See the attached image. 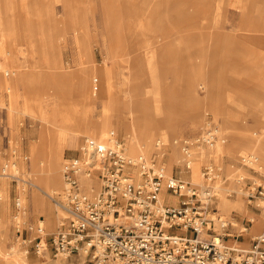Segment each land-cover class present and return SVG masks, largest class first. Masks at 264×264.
<instances>
[{"label":"rangeland","instance_id":"1","mask_svg":"<svg viewBox=\"0 0 264 264\" xmlns=\"http://www.w3.org/2000/svg\"><path fill=\"white\" fill-rule=\"evenodd\" d=\"M0 58L4 68L15 71L6 75L0 70V169L7 150L15 148L21 169L34 183L33 188H22L0 174V264L83 263L76 258L41 257L31 249L26 252L12 225L19 193L27 208L22 221L40 216L48 232L56 229L59 208L36 184L52 195L62 189L64 156L75 152L87 135L68 130L55 167L59 185L34 172L31 146L40 139L41 113L54 115L60 110L69 114L85 108L83 95L67 74L80 71L94 98L91 115L104 118L100 70H112L116 95L132 107L130 112L122 107L121 112L116 109L109 115L105 136L114 129L128 147L132 133L121 116L129 123L136 116L144 120L145 128L157 133L146 143L139 141L135 152L142 147L152 154L155 138L164 137L169 142L164 154L169 173H178L179 163V151L170 140L199 133L207 113L224 136L217 144L220 160L233 162L251 151L264 162L254 147L238 141L264 132V0H0ZM30 88L36 93V103L26 101ZM170 151L176 153L172 171ZM203 159V153L195 157L199 161L191 176L195 183L202 182ZM43 161L40 164L38 159L37 165L45 166L44 157ZM226 169L231 170L230 165ZM36 195L54 209L50 228L46 214L34 203ZM219 207L235 222L236 231L244 215L251 213L241 196L223 194ZM261 225L262 221L251 231ZM251 234L248 229L227 238L226 243L247 247Z\"/></svg>","mask_w":264,"mask_h":264},{"label":"built area","instance_id":"2","mask_svg":"<svg viewBox=\"0 0 264 264\" xmlns=\"http://www.w3.org/2000/svg\"><path fill=\"white\" fill-rule=\"evenodd\" d=\"M0 70L11 73L1 58ZM207 115L199 133L170 140L179 151L178 173L165 166L169 142L162 136L155 138L150 155L142 147L129 152L113 131L103 141L85 137L61 164L63 187L52 196L60 212L56 229L48 232L40 216L22 221L27 208L18 193L12 216L16 240L26 252L82 264H264V162L251 151L233 162L220 160L217 144L224 136ZM201 153L203 180L195 183L191 164ZM19 158L15 148L7 150L0 174L30 187L33 180ZM223 194L241 196L250 206L239 231L219 207ZM257 214L263 227L250 235L247 247L226 243L247 231Z\"/></svg>","mask_w":264,"mask_h":264},{"label":"crops","instance_id":"3","mask_svg":"<svg viewBox=\"0 0 264 264\" xmlns=\"http://www.w3.org/2000/svg\"><path fill=\"white\" fill-rule=\"evenodd\" d=\"M11 71L15 73L14 70ZM100 71H102V69ZM67 75L72 76L74 78L75 87H76L75 90L76 91L80 90V93L83 95L85 101V108L82 111L74 110L69 114H65V113L62 114L60 110L59 111L56 110L54 115L53 114L47 115L46 113H41L40 120L42 123V129L40 131V139L38 142H35L31 146L32 168L34 172L37 173V175H39L40 178L46 179L54 185H59L61 181L60 175L55 171V167L62 156V146L63 143L65 142L66 139L65 136L68 130L71 132L78 131V133H83L86 134L87 136L88 134L94 133L96 131L100 133L101 132L104 133L106 121L109 119V115L114 110L117 109L121 112V110L123 109L122 107H127L129 108V112H130L132 107L130 103L126 102L127 99L122 101L123 99H120L116 95L113 87V72L112 70H110L109 80L107 84L102 83L100 81L101 87L99 90V98L104 100V118H94L90 112L94 98L89 93V90L85 85V79L80 74V71L73 72ZM61 76L62 75H60V77ZM24 78L27 79L26 76H23V78L21 79ZM29 81L30 80H28V82ZM85 88L86 90L83 91V89ZM58 89H60V87ZM28 90L29 91L27 93L26 101L29 103L31 102L36 103L35 91L32 88ZM112 106L114 107V109H112ZM55 115H56V120H55ZM140 115L142 116L141 113ZM121 117L123 122L125 123V126L129 129V120H127L123 115ZM127 148L131 153H134L137 149V147H132L130 144ZM43 157L46 160V165L39 167L37 165V160L39 159L40 164H43L41 162V159ZM200 174H201V168H200ZM34 203L36 206L41 207L42 211L46 214V218L48 216H51L53 218L54 209L46 199H44L39 195H36L34 199ZM258 215L259 214H257V218ZM251 230H252V224L249 228V232L254 234L255 231H257L255 230L252 232Z\"/></svg>","mask_w":264,"mask_h":264},{"label":"bare ground","instance_id":"4","mask_svg":"<svg viewBox=\"0 0 264 264\" xmlns=\"http://www.w3.org/2000/svg\"><path fill=\"white\" fill-rule=\"evenodd\" d=\"M256 39H258L259 41L261 40L260 39V36H258V35H257V38ZM103 69H102V71H100V74L102 76V78H101L100 81L102 83L107 84V82L109 80V72L110 71H108L107 69H104V71H103ZM95 80L98 81L97 78H95ZM55 120H56V115H55ZM145 125H146V122H144V120L138 118L137 116L134 118V120L132 122L129 123V130L132 133L131 134V140H130V145L132 147H137V143L138 144H141V142H139V141H142L143 143L148 142L149 139L156 133V131H152V130L150 131L148 128H145ZM262 128L264 129V126ZM112 131L115 132L116 130L111 129L108 132V135H106V136H105V132L104 133H102V132L100 133V132H97V131L94 132V133L88 134V136L93 137V138H95V139H97L99 141H103V140H106V139L109 138V136H110L109 134ZM238 141L241 142L246 147H254L258 151V153L264 158V132H261L257 137L245 136V137L238 138ZM175 156H176V153L173 152V151H170V159H169V165H168V167H169V169L171 171H172L171 160ZM200 158H201V156H200ZM42 163H44V161ZM198 165H199V161L198 160H193V162L191 164V173H190L191 176H193L197 172ZM201 177H202V173H201ZM202 180H203V178H202ZM33 185H34V183L31 186L32 188H33ZM36 185H37V188L39 190L44 191L45 193L48 194V196H50L51 198H53L52 197L53 195L49 191H47L46 189L45 190L41 189L38 184H36ZM62 187H63V180H62ZM163 194H164V192H161L160 193L161 199L163 198ZM176 198H177L176 196H169V200H171L172 202H175L176 201ZM258 217H262V216L261 215H258ZM255 221H254L255 224L252 225V229L258 223H260V221H262V225H263V219H261V218H258L257 219V215L255 216ZM46 223H47V226L48 227H51L53 225V218L51 216H48L47 219H46ZM262 225H261V227H263ZM261 227L259 229H261ZM242 228H243V225H242L241 229ZM259 229H257V231ZM235 242H244V241L236 239ZM234 246L237 247V248H245V247H243V246H241L239 244H234ZM1 251H2V246L0 245V252Z\"/></svg>","mask_w":264,"mask_h":264}]
</instances>
